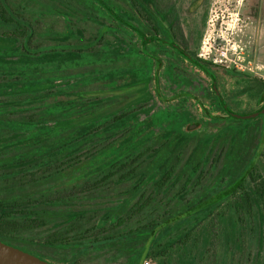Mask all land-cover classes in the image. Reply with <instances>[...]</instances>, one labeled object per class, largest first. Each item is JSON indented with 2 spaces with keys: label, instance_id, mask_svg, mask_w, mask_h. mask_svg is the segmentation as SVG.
<instances>
[{
  "label": "trees",
  "instance_id": "1",
  "mask_svg": "<svg viewBox=\"0 0 264 264\" xmlns=\"http://www.w3.org/2000/svg\"><path fill=\"white\" fill-rule=\"evenodd\" d=\"M170 3L0 0L2 241L53 264L102 253L141 264L148 242L146 256L179 245L180 264H195L198 227L244 198L259 212L264 259V114H233L263 107L264 80L247 77L240 93L257 105L237 108ZM58 15L63 27L42 24ZM88 20L94 34L78 24ZM201 37L196 25L195 48ZM140 83L153 109L86 93ZM40 227L48 235L27 232Z\"/></svg>",
  "mask_w": 264,
  "mask_h": 264
},
{
  "label": "rangeland",
  "instance_id": "2",
  "mask_svg": "<svg viewBox=\"0 0 264 264\" xmlns=\"http://www.w3.org/2000/svg\"><path fill=\"white\" fill-rule=\"evenodd\" d=\"M191 1L170 0L182 19L188 48L196 50L198 56L203 41L208 40L210 44H214V39L224 48H229L232 60L225 65L212 63L219 78V90L230 99H233L234 95L233 102L237 108L257 105L256 100L240 92L246 87L248 76L264 80V0H209L207 4L205 0H201L195 13H192L191 8L196 6L188 9ZM42 24L61 28L64 26V17L50 16L43 20ZM78 24L89 34H94L98 27L93 20L79 21ZM196 25L202 31L197 48L193 43ZM148 83L147 81L146 84ZM141 86L142 83L117 91L92 89L86 93L88 96L115 95L130 102L141 99L144 102H151L150 108L153 109L156 103L155 95L151 91L149 95L143 94ZM261 161L264 164V152ZM260 181L261 178L258 179V182ZM112 187H109L112 192L120 189ZM237 200L238 204L231 198L230 202L222 206L218 215L198 227L196 240H189L200 246L194 249L197 255L202 252L195 264H264V259L256 257L257 241L263 229L259 212L247 199ZM27 232L39 239L48 235L50 228L40 227ZM147 247L149 250L150 242L147 243ZM147 251L141 264H144L145 259H149L151 264H160L161 261H165V264H180L186 259V254L179 245L168 248L159 256H146ZM262 255L264 257V254ZM81 264L121 263L111 259L109 253H102L85 256Z\"/></svg>",
  "mask_w": 264,
  "mask_h": 264
},
{
  "label": "water",
  "instance_id": "3",
  "mask_svg": "<svg viewBox=\"0 0 264 264\" xmlns=\"http://www.w3.org/2000/svg\"><path fill=\"white\" fill-rule=\"evenodd\" d=\"M213 85L216 92L220 94L217 89V80L213 78ZM234 115L242 118L256 117L260 114H264V105L261 109L254 111L252 114H236ZM0 264H53L47 260L40 258L39 256L25 251L19 247L6 243L0 239Z\"/></svg>",
  "mask_w": 264,
  "mask_h": 264
},
{
  "label": "built area",
  "instance_id": "4",
  "mask_svg": "<svg viewBox=\"0 0 264 264\" xmlns=\"http://www.w3.org/2000/svg\"><path fill=\"white\" fill-rule=\"evenodd\" d=\"M198 57L216 65H225L228 61L232 60L229 48L221 46L220 43H217L216 39H214V44H210L208 40H204ZM144 264H151V261L145 259Z\"/></svg>",
  "mask_w": 264,
  "mask_h": 264
},
{
  "label": "flooded vegetation",
  "instance_id": "5",
  "mask_svg": "<svg viewBox=\"0 0 264 264\" xmlns=\"http://www.w3.org/2000/svg\"><path fill=\"white\" fill-rule=\"evenodd\" d=\"M212 70H214L213 67H212Z\"/></svg>",
  "mask_w": 264,
  "mask_h": 264
}]
</instances>
